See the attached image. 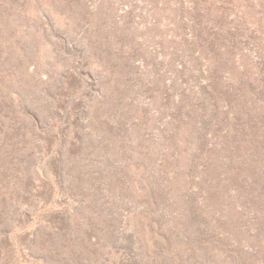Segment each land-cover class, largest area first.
Here are the masks:
<instances>
[{
  "label": "rangeland",
  "instance_id": "obj_1",
  "mask_svg": "<svg viewBox=\"0 0 264 264\" xmlns=\"http://www.w3.org/2000/svg\"><path fill=\"white\" fill-rule=\"evenodd\" d=\"M0 264H264V0H0Z\"/></svg>",
  "mask_w": 264,
  "mask_h": 264
}]
</instances>
